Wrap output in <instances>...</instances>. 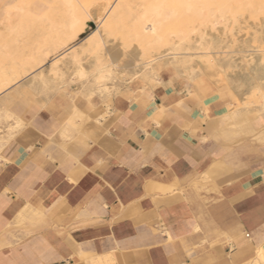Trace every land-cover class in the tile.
Returning <instances> with one entry per match:
<instances>
[{"label":"crops","instance_id":"1","mask_svg":"<svg viewBox=\"0 0 264 264\" xmlns=\"http://www.w3.org/2000/svg\"><path fill=\"white\" fill-rule=\"evenodd\" d=\"M110 89L3 96L0 264H264L259 134L168 69Z\"/></svg>","mask_w":264,"mask_h":264},{"label":"rangeland","instance_id":"2","mask_svg":"<svg viewBox=\"0 0 264 264\" xmlns=\"http://www.w3.org/2000/svg\"><path fill=\"white\" fill-rule=\"evenodd\" d=\"M118 1L74 0L80 11L76 27L72 33L68 30L69 35H57L61 25L56 27L55 21L30 19L54 6L50 17L61 11V17L67 16L66 21L61 18L66 26L71 19L70 5L59 0H0V93L6 89L0 94V103L3 96H9L6 107L19 98L42 95L51 101L62 96L70 98L78 111L79 100L92 98L86 96V89L92 86L101 87L102 95L110 94L112 85L148 79L168 69L191 95L200 97L208 112L212 103L227 109L221 115L229 118V142L258 133L259 144L264 143L262 128L234 123L246 109L253 111V116L264 115V6L259 0H218V5H197L198 11L196 7L193 11L200 14L189 13V17L180 6H173L170 19H163L158 40L156 36L148 38L138 24L141 20L137 15L149 14L147 3L153 0H132L110 23ZM227 8L237 10V16L233 11L223 15L217 12ZM93 33L99 34L97 40L91 37ZM172 49H177L175 61L170 60ZM80 66L86 72L82 79L75 75ZM108 68L111 76L97 84L94 78L99 69ZM152 68L154 73L150 74ZM175 85L178 91L182 88L180 83ZM12 87L16 88L8 92Z\"/></svg>","mask_w":264,"mask_h":264},{"label":"bare ground","instance_id":"3","mask_svg":"<svg viewBox=\"0 0 264 264\" xmlns=\"http://www.w3.org/2000/svg\"><path fill=\"white\" fill-rule=\"evenodd\" d=\"M59 1H62V2H64L65 4H68V5H70V15H71V19H70V21L67 23V24H69V25H67L66 24V26H64L63 24V20L61 19V18H63V17H61L60 15V12L61 11H59V9H60V7L61 6H65V5H63V4H59V6H57V8L59 7V9H58V11H59V13H57V12H55V13H57L58 15L57 16H53V17H50L51 16V13H53V11H51V9H53V7L50 9V10H47V11H45V12H43L41 15H38L37 17H36V19L33 17V18H31L30 19V21H34V20H37V21H39V22H43V20H50V21H55L54 23L56 24V27H57V25L59 24V25H61V27H59V28H57L58 29V32L56 33L57 35L59 34V33H65V34H68L67 32H68V30L69 31H71V33L74 31V29H75V27H76V23H77V21H78V17H79V8H77V6L74 4V3H76V2H74V0H59ZM84 3H88V2H90L91 0H82ZM99 1V0H98ZM105 1V0H104ZM111 1V0H110ZM109 0H108V2H110ZM131 1L132 0H120V2H119V4H118V6H116V10H115V12H114V14H113V17L110 19V23H112L113 21H115V18L118 16V13L121 11V10H123L124 9V7L125 6H127L128 4H130L131 3ZM148 2V1H147ZM259 2H260V5L261 6H264V0H259ZM54 3H56V4H58V3H60V2H54ZM53 3V4H54ZM249 3V2H248ZM115 4V3H114ZM148 5H149V9L147 10V12H149V14L147 13L146 14V12H144L143 14H139V15H137V16H139V20H141V22H139L138 24L139 25H141V29H142V31H143V34H145L148 38L149 37H152V36H154V38H156L157 36H159L160 35V33H161V30L163 29V27H164V20L165 19H167V20H169L170 19V17H171V13H172V11L173 10H175V8H173V9H171L173 6L175 7V6H180L181 7V9L183 10V12H186V13H194L195 12V14H196V11H198V8H197V5H200V6H206V5H210L211 6V4H216V5H218V0H153L152 2H149V3H147ZM146 4V5H147ZM144 5V4H143ZM147 5V6H148ZM145 6V5H144ZM210 6H209V8H210ZM56 7V6H55ZM65 7H67V6H65ZM146 7V6H145ZM197 8V10L196 11H193V9L194 8ZM64 8V7H63ZM68 8V7H67ZM177 8H179V7H177ZM213 8V7H212ZM69 9V8H68ZM107 9V8H106ZM204 9H205V7H204ZM56 10V9H55ZM100 10V9H99ZM102 10H104L103 9V7H102V9L100 10V12L102 11ZM145 10V9H144ZM195 10V9H194ZM207 10V9H206ZM250 10L252 11V9L250 8ZM79 11V12H78ZM141 11H143V10H141ZM201 11H203V9L201 10ZM225 11H233L232 12V15L233 14H235L236 13V11L237 10H233V9H229V8H227V9H224V10H217V12H225ZM86 12H87V14H89L90 13V11L87 9L86 10ZM216 12V11H215ZM216 12V13H217ZM139 13H141V12H139ZM198 14H200V12H197ZM176 14V13H175ZM187 14V15H188ZM194 14V15H195ZM198 14H196L195 16H197ZM238 14H239V12H238ZM56 15V14H55ZM82 15V14H81ZM81 15H80V17H81ZM115 15H117V16H115ZM191 14H189L188 15V17L190 16ZM193 15V16H194ZM213 15V14H212ZM222 15H223V13H222ZM236 15V14H235ZM63 16V15H62ZM88 16V15H87ZM86 16V17H87ZM205 16V15H204ZM237 16V15H236ZM55 17V18H54ZM187 17V16H186ZM210 17V16H209ZM222 17H224V16H222ZM28 18V17H27ZM83 18V17H82ZM201 18V17H200ZM219 18H220V16H219ZM64 19V18H63ZM65 19H67V16H66V18ZM64 19V20H65ZM164 19V20H163ZM186 19V18H185ZM28 20H29V18H28ZM82 20H84V18L82 19ZM137 20V19H136ZM199 20V19H198ZM66 21V20H65ZM68 21V20H67ZM218 22V21H217ZM232 22V21H231ZM38 25H42V24H38ZM168 27V26H167ZM230 27V26H229ZM51 28V27H50ZM68 28V29H67ZM209 28V27H208ZM62 29V30H61ZM77 29V28H76ZM140 29V28H139ZM203 29V28H202ZM209 30V29H208ZM78 31H80V30H78ZM135 31V30H134ZM98 32V31H97ZM141 32V31H140ZM139 32V33H140ZM70 33V34H71ZM138 33V34H139ZM200 33V32H199ZM64 34V36H67V35H65ZM142 34V33H141ZM17 35V34H16ZM69 35V34H68ZM71 35H73V34H71ZM70 35V36H71ZM144 35V36H145ZM63 36V35H62ZM98 36H99V34H97V33H93V35H91V37H93V40H97V38H98ZM142 36V35H141ZM156 36V37H155ZM142 38H143V36H142ZM91 39V38H90ZM16 40V39H15ZM155 40H158V37H157V39H155ZM158 42V41H157ZM46 43V42H45ZM99 43V42H98ZM156 43V42H155ZM153 44V43H152ZM177 46H175V48H176ZM63 48V47H62ZM133 48V47H132ZM178 48V47H177ZM139 49V48H138ZM173 50V53H172V58L170 59L171 61H175V60H177V54L175 53V51L177 50V49H172ZM117 51V50H116ZM142 51H144V50H142ZM78 60V59H77ZM167 61V60H166ZM165 62V61H164ZM168 62V61H167ZM169 64V63H168ZM36 65H38V64H36ZM115 65V64H114ZM167 65V64H166ZM176 65V64H175ZM117 66V65H116ZM170 66V65H169ZM78 67V66H77ZM173 67V66H172ZM175 68V67H174ZM57 69V68H56ZM78 69V68H77ZM84 69V68H83ZM82 69V67L80 66L79 67V69L77 70V72L75 73V75L79 78V79H82L85 75H86V72L84 71ZM11 70V69H10ZM114 70V69H113ZM153 70H154V68H152V70H151V72L152 73H150V74H153L154 72H153ZM14 71V70H13ZM40 71V70H39ZM4 73V72H3ZM13 73V72H12ZM43 72H39V74L38 75H41ZM96 74V73H95ZM111 74H112V71H111V69L110 68H108V69H99V73L98 74H96V76H95V81H96V83L97 84H100V82H102L103 80H106V79H108L110 76H111ZM8 75V74H7ZM155 75V74H154ZM154 75H152V76H154ZM3 76V75H2ZM5 78H7V77H5ZM14 78V77H13ZM11 79V78H10ZM18 80V79H17ZM74 81V80H73ZM75 81H77V80H75ZM11 82V81H10ZM9 83V82H8ZM10 84V83H9ZM2 85V84H1ZM8 85V84H7ZM97 86V85H96ZM2 87H3V85H2ZM7 88V87H6ZM8 89V88H7ZM10 89V88H9ZM5 91H6V89H5ZM5 91H3V92H1L0 94H2V93H4ZM102 89H101V87H98V88H96V87H94L93 88V86H92V88H89V89H86V92H87V95L86 96H88V97H94L95 95H96V92H99V93H101L102 94ZM241 110V109H240ZM241 112H243V109H242V111ZM252 112L253 111H248L247 109H246V111H245V113L247 114V116H248V118L249 119H251V120H253L254 121V123H255V125H256V127L257 128H262L263 130H264V115L263 114H261V115H259V116H253L252 115ZM257 113V112H256ZM8 118V117H7ZM260 135V134H259ZM261 250V249H260ZM258 251V254L261 256V254H262V251Z\"/></svg>","mask_w":264,"mask_h":264}]
</instances>
